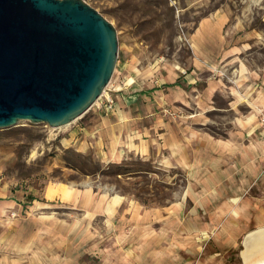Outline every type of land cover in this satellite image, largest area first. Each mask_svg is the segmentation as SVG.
<instances>
[{
    "label": "crops",
    "instance_id": "obj_1",
    "mask_svg": "<svg viewBox=\"0 0 264 264\" xmlns=\"http://www.w3.org/2000/svg\"><path fill=\"white\" fill-rule=\"evenodd\" d=\"M224 23L225 18L203 22L200 38L221 43L212 30ZM237 53V47H230L227 58L234 61ZM198 55L189 70L169 64L164 74L155 77L160 105L177 103L192 109L177 119V131L163 116L155 117L152 125L140 124L135 103L139 94L132 92L115 101L113 113L97 109L88 127H75L63 139L68 141L66 147L76 145L82 153L95 149L109 163L134 159L132 154L124 155L126 149L150 160L155 132L161 128L158 137L169 145L175 168L189 172L200 187L197 200L221 204L211 220L201 223L192 215L183 216L176 198L146 205L133 195L98 190L90 183L50 181L40 198L3 186L0 264H226L218 258L220 251L236 248L252 226L264 222V208L256 206L264 203V128L255 113L237 116V129L227 136L197 126L209 122L204 111L214 97L228 95L229 90L224 80L210 75L203 89L198 87L203 76ZM259 77L262 84L253 91L256 102L264 106V74ZM138 85L131 89L136 91ZM229 93L233 95L229 104L238 106L242 98L235 96V90ZM80 132L83 137L76 138ZM246 135L253 147H247ZM214 229L215 249L210 251L207 235ZM81 236L86 239L84 246L78 243ZM202 249H206L203 256Z\"/></svg>",
    "mask_w": 264,
    "mask_h": 264
},
{
    "label": "rangeland",
    "instance_id": "obj_2",
    "mask_svg": "<svg viewBox=\"0 0 264 264\" xmlns=\"http://www.w3.org/2000/svg\"><path fill=\"white\" fill-rule=\"evenodd\" d=\"M87 2L111 21L118 33L119 51L116 68L105 91L112 94L116 103L124 99L123 96L137 92L139 95L135 103L142 116L138 118L140 124L152 125L155 117L163 116L173 130L177 131V119L189 115L192 109L177 103L160 105L155 77L164 74V68L169 64L176 65L178 70H189L199 54L203 62V76L198 87L203 89L210 75L224 80L229 90L227 89L228 95L223 93L214 97L211 106L204 111L210 119L209 122L197 126L216 136H227L232 130L237 129L235 121L237 116L255 113L258 125L263 127L260 122L264 106L256 102L253 88L262 84L259 76L264 74V0ZM219 18H225V23L219 30L215 29L212 32L221 37V43L202 40L200 38L202 23ZM209 35L206 32V36ZM230 47H237L238 50L233 57L234 61L227 58ZM135 83L139 85L136 91H133L131 87ZM232 90H235V96L242 98L240 104L234 107L229 104L230 98L233 97L229 92ZM105 91L82 117L67 125L52 127L44 122L33 123L23 120L16 126L0 129V188L6 186L26 190L29 197L35 193L40 198L47 183L64 180L70 184L90 183L98 190L122 194L123 185L139 180L136 186L148 182L150 193L147 196L152 205L159 201L168 203L176 198L177 203L183 208L181 210L183 216L192 215L201 223L209 222L211 214L221 204L197 200L198 190L201 189L190 177L189 172L180 167L175 168V162L170 159L169 145L158 137L161 128L155 132L157 140L152 146L150 160L127 149L124 152L126 157L134 155L135 158L132 160L139 158L150 161L152 171L146 178L133 177L126 182L124 179L121 181L113 179L120 185L117 188L113 182H108L107 177L79 175L66 166L63 159L64 149H76L78 146L66 147L68 141L63 138L68 137L75 127H88L97 109L104 108L109 114L114 112L107 110L103 105ZM83 133L80 132L76 138L81 139ZM252 141V138L246 135L248 148L253 147L249 146ZM90 151H93L103 163L110 162L103 159L95 149ZM253 192L259 193L256 189H253ZM161 193H164V198H160ZM256 206L264 208V203H257ZM263 226L264 222L259 226H252L251 230L242 236L236 248L221 250L218 258L226 264H243L241 252L244 249V237ZM215 231L216 229L207 235L210 236L207 250L215 249L212 242ZM87 239L93 242V237ZM85 241L86 239L81 236L78 243L84 246ZM205 250L200 251L201 255L205 254ZM89 257L91 255L85 259L88 260ZM82 259L84 260V257Z\"/></svg>",
    "mask_w": 264,
    "mask_h": 264
},
{
    "label": "water",
    "instance_id": "obj_3",
    "mask_svg": "<svg viewBox=\"0 0 264 264\" xmlns=\"http://www.w3.org/2000/svg\"><path fill=\"white\" fill-rule=\"evenodd\" d=\"M118 51L116 27L85 0H0V129L82 117L111 81ZM263 229L244 237L243 264ZM250 250L251 264H264V250Z\"/></svg>",
    "mask_w": 264,
    "mask_h": 264
},
{
    "label": "trees",
    "instance_id": "obj_4",
    "mask_svg": "<svg viewBox=\"0 0 264 264\" xmlns=\"http://www.w3.org/2000/svg\"><path fill=\"white\" fill-rule=\"evenodd\" d=\"M65 154L63 159L66 162V166L75 173L79 175H101L108 178V182H113L117 188L120 185L113 181H121L122 179L129 180L133 177H143L146 178L148 174L152 171V167L149 166L150 162L144 161L142 159L136 160H124L122 162L116 163L111 162L108 164L103 163L98 159L94 153H82L74 148L64 149ZM136 166V168H135ZM139 181V180H138ZM138 181L123 185L121 191L122 194H130L137 198L144 204H150L149 196L150 188L148 182H143V184L136 186ZM145 181H148L145 179ZM120 190V189H119ZM164 193L160 194V198H164ZM164 203L163 201L160 204Z\"/></svg>",
    "mask_w": 264,
    "mask_h": 264
},
{
    "label": "bare ground",
    "instance_id": "obj_5",
    "mask_svg": "<svg viewBox=\"0 0 264 264\" xmlns=\"http://www.w3.org/2000/svg\"><path fill=\"white\" fill-rule=\"evenodd\" d=\"M261 228H264V226L260 227L259 229H261ZM260 233H261V236L256 238L252 243L249 244L248 247L250 249H252V250H264V229ZM250 249L244 252V255H245V258H246V261L248 262V264H251L253 262L251 260V257H250L251 256V250ZM258 256H260V253Z\"/></svg>",
    "mask_w": 264,
    "mask_h": 264
},
{
    "label": "built area",
    "instance_id": "obj_6",
    "mask_svg": "<svg viewBox=\"0 0 264 264\" xmlns=\"http://www.w3.org/2000/svg\"><path fill=\"white\" fill-rule=\"evenodd\" d=\"M88 1V0H85ZM103 105L106 107L107 110H114L115 109V100L112 97V94L108 91H105L103 96ZM261 125L264 127V114L261 117Z\"/></svg>",
    "mask_w": 264,
    "mask_h": 264
}]
</instances>
